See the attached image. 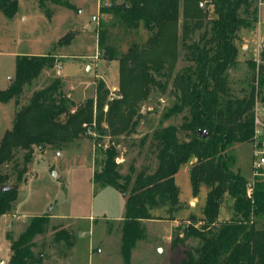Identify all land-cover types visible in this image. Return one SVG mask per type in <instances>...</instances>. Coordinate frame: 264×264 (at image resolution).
<instances>
[{
	"label": "trees",
	"instance_id": "obj_1",
	"mask_svg": "<svg viewBox=\"0 0 264 264\" xmlns=\"http://www.w3.org/2000/svg\"><path fill=\"white\" fill-rule=\"evenodd\" d=\"M210 1L217 16L210 21V30H205L199 39L192 34L201 30L208 19L201 0H122L100 7L102 13L116 19L112 26L98 28V44L101 57L119 61L121 98L109 102L105 110L108 90L99 82L96 97L73 108L62 90V81L55 79L35 92L29 104L17 109L12 128L5 131L0 141V216L17 200L15 186L22 181L35 146L45 147L53 142L68 145L83 138L87 127L94 123L100 132L128 135L135 130L139 104L150 96L154 86L162 88L170 82L176 101L165 115L183 114V123L153 132L150 146L158 160L156 169L148 174L140 171L122 176L117 162L119 150L109 145L101 147L102 168L94 172L96 181L127 194L121 226L125 263L129 264L133 248L145 237L144 221L159 218L153 214L155 209L167 207L168 219H176L175 212L182 209L176 175L194 159L190 168L192 195L198 197L205 186L206 202L202 218L191 216L183 230L176 227L172 231L173 248L192 237L199 241L194 248L185 250L179 264H264V179L257 178L248 195L247 178L234 168V146L251 143L255 135L257 93L253 86L248 96H234L227 76V70L238 62L236 39L244 22L240 10H247L252 1ZM18 9V0H0V10L7 17H14ZM116 21L122 27V37L112 30ZM142 22L151 35L144 43L129 41L126 51H122L125 36L137 31ZM71 37L68 34L60 42H69ZM181 48L191 65L175 73ZM56 62L57 56L52 53L18 55L14 77L6 89L0 90V101L17 99L26 84ZM260 81L264 83L263 76ZM181 133L185 137L181 138ZM146 139L142 138V144ZM18 150L27 153L16 183L11 184L10 174L3 172L2 167L15 160ZM4 186L11 188L2 190ZM229 200L233 202L232 214L222 220V207ZM47 223L45 215L32 218L12 242L9 264H30L35 260L34 240L44 234Z\"/></svg>",
	"mask_w": 264,
	"mask_h": 264
},
{
	"label": "rangeland",
	"instance_id": "obj_2",
	"mask_svg": "<svg viewBox=\"0 0 264 264\" xmlns=\"http://www.w3.org/2000/svg\"><path fill=\"white\" fill-rule=\"evenodd\" d=\"M62 1L65 4L55 0H18V12L12 18L0 10V90L10 85L18 55L52 53L57 56L56 64L26 84L17 99L0 101V141L5 131L12 128L17 109L29 104L35 92L55 79L62 81V90L73 108L95 98L99 82H103L108 90L105 110L109 102L121 98L119 61L99 55L98 28L112 26L116 20L112 14L102 13L100 7L122 0ZM251 1L247 10L244 7L240 10L244 22L236 39L238 62L227 70V76L231 93L236 97L248 96L255 86V113L261 122L258 128L264 135V83L260 81L264 77V0ZM201 6L206 9L208 19L201 30L192 34L196 39L205 30H210V21L217 16L210 0H201ZM93 16L98 19L94 20ZM112 30L122 37L119 22L116 21ZM68 34H72L69 42H60ZM150 35L142 22L137 31H130L123 37L122 51H126L129 41L134 39L144 43ZM190 65L181 48L174 72H181ZM161 82L165 83V78ZM115 87L120 96L113 94ZM175 101L170 82L162 88L154 86L150 96L139 104L135 117L137 124L130 134L112 136L108 131L100 132L94 123L87 127L83 138L68 145L53 142L45 147L35 146L32 160L18 184L17 200L6 214L0 216V264H9L12 242L37 215L47 216L48 223L44 234L35 237L32 248L35 260L30 264H126L121 250V226L127 194L94 179V172L102 168L100 149L116 146L122 176L154 171L158 160L150 146L153 132L170 125L180 127L183 123V114L165 115ZM106 123H103L105 127ZM180 136L185 137L184 133ZM234 151L237 158L234 168L247 178V182L252 181L251 143H237ZM26 153L18 150L15 160L2 167L3 172L10 174L11 184L16 183ZM193 161L183 165L176 177L182 203V209L175 212L177 225L168 219L167 207L155 209L153 214L159 218L144 221L145 237L133 248L129 264H179L185 250L198 244V239L192 237L173 248L170 239L173 229L183 230L191 216L203 217L207 187L203 186L194 199L190 182ZM16 164L19 167L16 168ZM232 206V200L223 205L222 220L230 218Z\"/></svg>",
	"mask_w": 264,
	"mask_h": 264
},
{
	"label": "built area",
	"instance_id": "obj_3",
	"mask_svg": "<svg viewBox=\"0 0 264 264\" xmlns=\"http://www.w3.org/2000/svg\"><path fill=\"white\" fill-rule=\"evenodd\" d=\"M94 20H97V16H93ZM114 89V95L120 96L118 93H116L117 89L116 87ZM256 123V130L253 140L251 141L252 145V176L253 180L247 182L248 187V195H251L253 185L255 183V180L260 177V179H264V135L260 132V129L258 128V123L260 122V119L258 116H256L255 119Z\"/></svg>",
	"mask_w": 264,
	"mask_h": 264
},
{
	"label": "water",
	"instance_id": "obj_4",
	"mask_svg": "<svg viewBox=\"0 0 264 264\" xmlns=\"http://www.w3.org/2000/svg\"><path fill=\"white\" fill-rule=\"evenodd\" d=\"M203 136H206V132H205V134H203ZM10 188H11L10 186H4V187H2V190H7V189H10ZM15 188L17 189L18 185H16Z\"/></svg>",
	"mask_w": 264,
	"mask_h": 264
},
{
	"label": "crops",
	"instance_id": "obj_5",
	"mask_svg": "<svg viewBox=\"0 0 264 264\" xmlns=\"http://www.w3.org/2000/svg\"><path fill=\"white\" fill-rule=\"evenodd\" d=\"M176 177H177V175H176ZM195 199V198H194ZM172 222L173 223H176L175 225H177V222H178V220L177 219H175V220H172ZM172 225H174V224H172ZM172 238V236H170V239Z\"/></svg>",
	"mask_w": 264,
	"mask_h": 264
}]
</instances>
